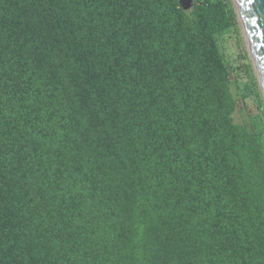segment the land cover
I'll use <instances>...</instances> for the list:
<instances>
[{
  "label": "trees",
  "instance_id": "16d2710c",
  "mask_svg": "<svg viewBox=\"0 0 264 264\" xmlns=\"http://www.w3.org/2000/svg\"><path fill=\"white\" fill-rule=\"evenodd\" d=\"M237 23L232 0H0V264H264Z\"/></svg>",
  "mask_w": 264,
  "mask_h": 264
},
{
  "label": "rangeland",
  "instance_id": "374dc122",
  "mask_svg": "<svg viewBox=\"0 0 264 264\" xmlns=\"http://www.w3.org/2000/svg\"><path fill=\"white\" fill-rule=\"evenodd\" d=\"M219 46L224 59L233 68L235 84H233L231 91L234 96L239 99L240 96L238 93L241 92L239 87H241L244 82V78L246 77L244 71L246 63L251 64L253 74L256 77L252 60L247 50L245 35L239 23H237L235 31L225 33V35L219 38ZM245 55L247 56L246 59L243 58ZM233 121L234 123L242 124L254 131L258 135L260 143L264 148V125L261 115L256 110L252 100L242 99L239 101V106L233 113Z\"/></svg>",
  "mask_w": 264,
  "mask_h": 264
},
{
  "label": "water",
  "instance_id": "95a60500",
  "mask_svg": "<svg viewBox=\"0 0 264 264\" xmlns=\"http://www.w3.org/2000/svg\"><path fill=\"white\" fill-rule=\"evenodd\" d=\"M178 3L183 10H189L193 0ZM232 4L264 99V0H232Z\"/></svg>",
  "mask_w": 264,
  "mask_h": 264
}]
</instances>
